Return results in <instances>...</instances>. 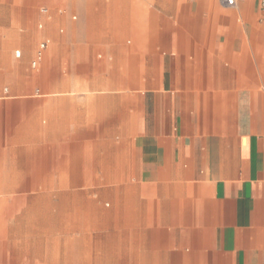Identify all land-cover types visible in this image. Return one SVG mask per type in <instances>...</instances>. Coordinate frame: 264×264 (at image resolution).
Instances as JSON below:
<instances>
[{
    "label": "crops",
    "instance_id": "0c3cea01",
    "mask_svg": "<svg viewBox=\"0 0 264 264\" xmlns=\"http://www.w3.org/2000/svg\"><path fill=\"white\" fill-rule=\"evenodd\" d=\"M66 4L77 14L64 36L38 8L40 41L53 40L42 57L63 58L65 76L49 85L48 130H32V172L0 170V194L66 184L67 264H264L259 0ZM11 131L0 130V166L17 148Z\"/></svg>",
    "mask_w": 264,
    "mask_h": 264
},
{
    "label": "rangeland",
    "instance_id": "374dc122",
    "mask_svg": "<svg viewBox=\"0 0 264 264\" xmlns=\"http://www.w3.org/2000/svg\"><path fill=\"white\" fill-rule=\"evenodd\" d=\"M66 1L0 0V130H21L15 141L17 148L6 152L7 159L0 166L5 174L32 172V130H48L49 98L52 95L49 85L64 79L65 71L63 58L55 60L54 51L36 61L40 33L45 25L48 33V20L40 17L38 8L46 5L52 9L51 32L64 36L69 14H77L74 7L73 10L67 7ZM56 7L66 9V13L58 17L54 12ZM40 21L43 28L38 27ZM60 27L63 28L61 32ZM28 34L30 37L27 38ZM47 36L51 38L49 47L53 40L51 35ZM6 185L9 192L0 194V236L6 233L4 239L8 238L10 244L0 246V264H67L66 184L53 183V192L42 191L39 198L35 197L33 183ZM71 197L69 195V206L72 201L80 204L79 195L76 199ZM72 249L75 253L79 251V247Z\"/></svg>",
    "mask_w": 264,
    "mask_h": 264
},
{
    "label": "built area",
    "instance_id": "2783aa9c",
    "mask_svg": "<svg viewBox=\"0 0 264 264\" xmlns=\"http://www.w3.org/2000/svg\"><path fill=\"white\" fill-rule=\"evenodd\" d=\"M238 1L239 0H219L220 4L225 7L234 6ZM259 6L260 9L264 11V0H259ZM47 11L48 10L46 7L44 6L40 7L41 13H47ZM39 27H42V25L40 24ZM48 43H49L48 39H44L39 42L38 50L36 52V61L41 59L43 51L47 47ZM36 61L33 62V66H35Z\"/></svg>",
    "mask_w": 264,
    "mask_h": 264
}]
</instances>
